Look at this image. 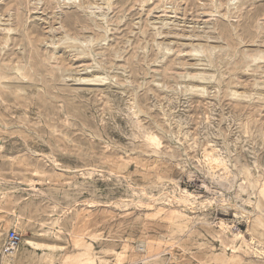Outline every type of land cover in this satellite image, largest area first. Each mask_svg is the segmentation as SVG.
I'll list each match as a JSON object with an SVG mask.
<instances>
[{
    "label": "rangeland",
    "instance_id": "1",
    "mask_svg": "<svg viewBox=\"0 0 264 264\" xmlns=\"http://www.w3.org/2000/svg\"><path fill=\"white\" fill-rule=\"evenodd\" d=\"M258 39L264 0H0V251L59 222L60 264L81 213L107 264L143 240L151 264H264Z\"/></svg>",
    "mask_w": 264,
    "mask_h": 264
},
{
    "label": "bare ground",
    "instance_id": "2",
    "mask_svg": "<svg viewBox=\"0 0 264 264\" xmlns=\"http://www.w3.org/2000/svg\"><path fill=\"white\" fill-rule=\"evenodd\" d=\"M53 29H55V28H53ZM174 33H175V35H177L179 37V39L186 40L185 43L181 42L182 45H189V46L194 47L191 50L194 53L196 51L201 52V50L199 48H197L199 45V42L198 43L196 42V44H194L193 41H197L203 37L206 39L205 40L206 42H209L211 39L216 37L215 35H212V34H203L202 36H199L197 34H193V33L191 34L189 31H187V32L175 31ZM239 39L241 40L240 42L242 43L243 40L241 38H239ZM256 41H257V43H264L263 39H258ZM254 42H255V40H254ZM169 49H171V48H169ZM231 59H232V57H231ZM261 59H264V50L263 49L259 50V53L256 56H254L251 61L254 62V65H259L260 62H264ZM243 62H245L244 58H243ZM188 64H190V65H204V67H208V66L210 67V65H213V60L209 59V58L208 59L199 58L194 63H188ZM207 69H209V68H207ZM15 70L18 72L20 70V67H16ZM253 71H255V68ZM258 72L263 73L264 71H258ZM2 77H4V76H2ZM200 78L207 79L208 77L202 75ZM82 80L91 81L92 79L81 78V81ZM200 89H201V87H200ZM198 91H201V90H198ZM198 91H196V92H198ZM232 93H233V91H232ZM242 99H244V97ZM147 142L149 144H156L157 139L153 135H147ZM220 157H221L220 153H217V152H215L214 154L209 156V158H212L214 161L220 160ZM177 200L181 201L180 199H177ZM68 212L72 213V211H68ZM175 212L179 213V215H181V213L179 211H175ZM67 217L71 219V229H69V231H68V239L67 240L72 245L73 251L71 253H63L64 255L61 257L60 264H80V263H82V264H93L94 258L96 259V261H99V264H107L108 259H106L104 256L99 255L102 252L104 253L106 251V249H101V252H98L95 250L96 248L94 246V242L98 241L102 236L99 234L91 232L89 222H88L86 216L82 215L81 213H75V214H72L70 216L67 215ZM80 221H81V223L84 224V227L81 229L76 227L77 224L80 223ZM14 222H15L16 226H19V224L22 223L21 224V230L24 231V233L27 232L28 225L25 226V221L23 220V217L21 214L15 215ZM41 224H43V222H41ZM62 232H63V228L61 226V223L56 222V225H52L51 227L48 228V230L36 232L34 235L35 237L25 236L24 238H22V243H21L22 249L17 250V252L13 255V258L11 259V261L14 262V264H20L21 262H22V264L23 263L24 264H30V262L33 259L32 254L30 252L42 251L43 253L41 254L40 259H39L40 262L43 264L53 263V260L55 259L56 253L62 252L65 250V247L63 245H61L57 241H54V239H53V237L55 239L60 237ZM233 236L235 238L237 236V234H233ZM149 249H151V248L148 246V242H146L145 240L141 241L138 245H129L127 243H124L122 246V249L120 251H116L114 249H111L115 255V263L114 264H133L137 260L144 259V257H141L139 259L137 257L138 256H144V254H147L149 252ZM159 254L160 253H156L155 257L159 256Z\"/></svg>",
    "mask_w": 264,
    "mask_h": 264
},
{
    "label": "built area",
    "instance_id": "3",
    "mask_svg": "<svg viewBox=\"0 0 264 264\" xmlns=\"http://www.w3.org/2000/svg\"><path fill=\"white\" fill-rule=\"evenodd\" d=\"M21 243V233L15 228H10L6 232L4 242L1 246L0 264H4V260L12 262L11 259L13 258V255L17 252V250L20 248ZM133 264H151V262L147 259H140Z\"/></svg>",
    "mask_w": 264,
    "mask_h": 264
}]
</instances>
